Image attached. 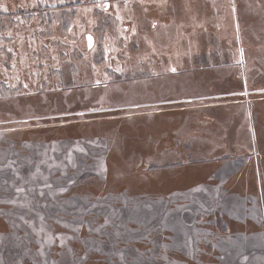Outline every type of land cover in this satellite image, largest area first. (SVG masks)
<instances>
[{"label": "rangeland", "instance_id": "374dc122", "mask_svg": "<svg viewBox=\"0 0 264 264\" xmlns=\"http://www.w3.org/2000/svg\"><path fill=\"white\" fill-rule=\"evenodd\" d=\"M0 264H264V0H0Z\"/></svg>", "mask_w": 264, "mask_h": 264}, {"label": "trees", "instance_id": "16d2710c", "mask_svg": "<svg viewBox=\"0 0 264 264\" xmlns=\"http://www.w3.org/2000/svg\"><path fill=\"white\" fill-rule=\"evenodd\" d=\"M37 181L34 179V177H31L30 179H28V185L30 187H36L35 185H37ZM40 184V183H39Z\"/></svg>", "mask_w": 264, "mask_h": 264}, {"label": "crops", "instance_id": "0c3cea01", "mask_svg": "<svg viewBox=\"0 0 264 264\" xmlns=\"http://www.w3.org/2000/svg\"><path fill=\"white\" fill-rule=\"evenodd\" d=\"M151 105H152V104H150V105H148V106H151ZM183 106H184V105H182V106H179V108H182ZM179 108H178V109H179Z\"/></svg>", "mask_w": 264, "mask_h": 264}, {"label": "snow or ice", "instance_id": "6c2138e0", "mask_svg": "<svg viewBox=\"0 0 264 264\" xmlns=\"http://www.w3.org/2000/svg\"><path fill=\"white\" fill-rule=\"evenodd\" d=\"M174 71V70H173Z\"/></svg>", "mask_w": 264, "mask_h": 264}]
</instances>
